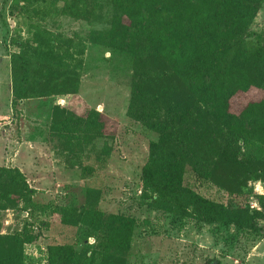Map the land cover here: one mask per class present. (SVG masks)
<instances>
[{"label":"trees","instance_id":"1","mask_svg":"<svg viewBox=\"0 0 264 264\" xmlns=\"http://www.w3.org/2000/svg\"><path fill=\"white\" fill-rule=\"evenodd\" d=\"M25 2V0H20ZM64 0V11L88 20L107 8L105 30L92 38L127 57L132 68L127 116L154 133L141 168L142 199L150 209L191 218L255 237L264 235V195L250 208L248 182L264 183V35L248 27L264 0ZM53 5V4H52ZM53 39L34 31L31 39H8L17 52L7 55L10 109L19 103L57 94H75L79 63L54 51ZM261 98L248 101L250 91ZM241 105V104H240ZM61 115H66L62 117ZM49 127L68 144L71 131L100 136L96 113L84 118L53 107ZM188 167L197 181L224 191L225 204L206 199L183 185ZM30 189L15 168L0 167V209L30 205ZM94 203L61 209V223L85 228L83 246H47V264H125L134 228L132 218L104 214ZM93 237L92 247L86 245ZM33 236L27 225L0 235V264H23L22 246Z\"/></svg>","mask_w":264,"mask_h":264},{"label":"rangeland","instance_id":"2","mask_svg":"<svg viewBox=\"0 0 264 264\" xmlns=\"http://www.w3.org/2000/svg\"><path fill=\"white\" fill-rule=\"evenodd\" d=\"M84 1L90 7L89 0ZM61 11L64 0H0V167L17 169L33 190L26 209L22 202L0 209V235L27 225L33 240L22 246L23 264H47V246L79 250L85 228L62 224L60 210L90 203L104 214L133 219L125 264H264V235L198 226L186 217L171 222L164 211L145 205L140 172L148 143L156 135L126 114L132 81L129 60L91 36L106 29L110 12L104 8L82 20ZM38 30L53 39L54 51L68 63H79L77 90L24 100L11 112L7 55L20 50L8 39L22 42ZM248 30L251 42L255 34L264 35V2ZM245 97L235 104L238 109L259 100L261 93L253 90ZM53 107L80 118L96 113L103 123L102 135L86 137L69 128L73 138L67 144L49 127ZM183 185L217 203L229 200L214 183L197 181L188 167ZM247 185L252 189L248 205L258 210L254 195H264V183ZM92 244L93 237L88 238L86 245Z\"/></svg>","mask_w":264,"mask_h":264},{"label":"built area","instance_id":"3","mask_svg":"<svg viewBox=\"0 0 264 264\" xmlns=\"http://www.w3.org/2000/svg\"><path fill=\"white\" fill-rule=\"evenodd\" d=\"M250 208H252V206L250 205ZM254 209H257L256 207Z\"/></svg>","mask_w":264,"mask_h":264}]
</instances>
